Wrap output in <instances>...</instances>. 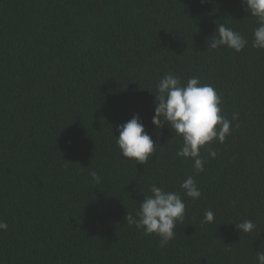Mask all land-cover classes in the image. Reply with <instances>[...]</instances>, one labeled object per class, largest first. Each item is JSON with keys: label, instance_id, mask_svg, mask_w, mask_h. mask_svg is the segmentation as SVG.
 <instances>
[{"label": "trees", "instance_id": "1", "mask_svg": "<svg viewBox=\"0 0 264 264\" xmlns=\"http://www.w3.org/2000/svg\"><path fill=\"white\" fill-rule=\"evenodd\" d=\"M217 24L241 52L208 50ZM241 0H0V264H258L264 250V49ZM166 74L219 94L230 135L177 156L182 138L152 123ZM139 114L155 152L121 156L118 126ZM217 152L215 159L207 148ZM95 170L101 181L90 176ZM193 176L202 195L187 197ZM155 184L186 205L160 247L126 222ZM212 210L214 222L204 223ZM248 219L250 234L235 224Z\"/></svg>", "mask_w": 264, "mask_h": 264}, {"label": "clouds", "instance_id": "2", "mask_svg": "<svg viewBox=\"0 0 264 264\" xmlns=\"http://www.w3.org/2000/svg\"><path fill=\"white\" fill-rule=\"evenodd\" d=\"M203 3L204 0H201ZM245 11L255 17L258 26L253 32L252 46L264 49V0H241ZM208 50L228 47L241 52L247 46V39L239 32L217 24L215 34L205 41ZM155 109L152 123L157 128L164 124L170 126L174 135L182 138V147L177 156L190 160L196 174L202 173L205 168V159L201 156V149L218 141L223 144L230 135L232 122L237 120L239 113H234L232 120L222 115V100L210 84H202L199 77H190L186 84L181 83L179 76L166 74L156 85ZM119 137L116 144L122 157L131 159L137 164H146L155 152V143L147 133L139 114L126 123L118 126ZM208 155L215 159L217 152L211 147L207 148ZM92 179L99 183L101 176L90 171ZM184 194L191 199H199L202 195L196 180L188 176L180 185ZM151 195L145 196L140 202L135 218L127 214L126 222L143 230V234L160 237V247H165L176 235L177 221L183 219L186 205L176 192L165 191L163 187L155 184L150 186ZM215 213L207 210L204 213V223L214 222ZM236 228L244 234L255 230L253 221L245 219L235 224ZM7 223L0 221V231H7ZM258 264H264V250L256 252Z\"/></svg>", "mask_w": 264, "mask_h": 264}]
</instances>
